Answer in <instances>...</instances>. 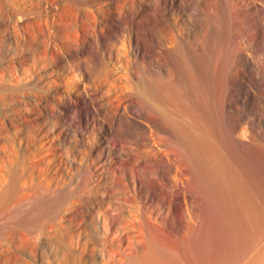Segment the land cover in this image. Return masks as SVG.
<instances>
[{"label":"bare ground","instance_id":"1","mask_svg":"<svg viewBox=\"0 0 264 264\" xmlns=\"http://www.w3.org/2000/svg\"><path fill=\"white\" fill-rule=\"evenodd\" d=\"M0 22V145L31 136L51 175L0 264H40L44 218L66 264H264V0H0Z\"/></svg>","mask_w":264,"mask_h":264},{"label":"rangeland","instance_id":"2","mask_svg":"<svg viewBox=\"0 0 264 264\" xmlns=\"http://www.w3.org/2000/svg\"><path fill=\"white\" fill-rule=\"evenodd\" d=\"M1 23V22H0ZM1 37V36H0ZM25 54H29L27 50L24 52ZM63 70V69H62ZM21 72V71H20ZM20 74V75H19ZM18 79H22L23 74L21 73H16ZM62 90V89H61ZM54 98H52L53 100ZM0 118L4 120V122H7V118L10 117L11 113H9L10 109L8 110V105L5 103L3 99L0 98ZM6 104V105H5ZM7 106V107H6ZM28 116L30 117L33 115L32 113H27ZM4 115V116H3ZM9 115V116H8ZM26 115V114H25ZM33 117V116H32ZM31 117V118H32ZM34 118V117H33ZM48 130L51 129V132H54L53 129L49 126H47ZM11 131L8 134V138L2 140L3 145H0V159L3 160L6 164H9L12 168L13 173L16 175L18 178V183L20 184V187H22V193L13 199H11L6 205L0 208V263H4L6 261H3V255L2 251L3 249H6L9 245V242H7L5 239V234L7 231H19L17 229L19 226L17 225L18 219L26 217V212L21 209L20 210V204L21 201H27L29 199H32L34 195L41 189V188H50L51 187V175L48 170H43L44 167L39 163L41 161V157L35 155L38 146L34 144V141H32L31 136L29 135L26 136L24 133H17L12 127L10 129ZM25 142L28 144V147H25ZM71 146V143L67 145L65 148H60L61 156L63 158V154L65 155V150ZM14 147V148H13ZM34 152V153H32ZM64 152V153H63ZM35 155V156H34ZM67 156V155H66ZM64 157L63 159L66 160L67 157ZM1 162V161H0ZM41 169V171H39ZM82 172L77 171L75 169L71 170H64L63 169V174L68 178L69 176L72 177L73 181H76L81 177ZM70 174V175H69ZM76 179V180H75ZM21 191V189H20ZM89 206V203H88ZM153 210H156L158 205L157 204H152L151 206ZM22 216V217H21ZM45 219V220H44ZM42 223L40 222L41 226L38 229L39 231L35 234V238L38 237L37 242L34 239V242L37 244L34 246L39 263L41 264H66L65 261L63 260L62 262L60 261V257L63 255V252H65V247L62 246L63 243H59L61 245H58L55 239L52 238L53 236L51 234H48L49 232L44 228L46 220L48 218H44ZM45 221V223H44ZM13 224V225H12ZM44 226V227H43ZM9 228V229H8ZM12 230H11V229ZM6 230V231H5ZM47 231V232H46ZM2 232V233H1ZM42 232V234H40ZM44 233V234H43ZM3 234V235H1ZM3 236V237H2ZM3 239V240H2ZM5 240V241H4ZM17 245L18 241L17 239H13ZM4 241V243L2 242ZM2 244V246H1ZM15 244V245H16ZM39 244V245H38ZM4 245V246H3ZM38 245V246H37ZM57 245V246H56ZM59 246V247H58ZM20 248V249H19ZM64 248V251H63ZM14 251V248H13ZM29 249L27 250V247H18L15 248L14 253L21 255L25 259L30 260V252H28ZM63 251V252H62ZM58 252V253H57ZM29 254V255H28ZM58 256H59V262L58 261ZM57 258V259H56ZM42 259V261H41ZM3 262H2V261ZM49 261V262H48ZM195 260H193L194 262ZM12 264H19L17 260L10 261L9 263ZM47 262V263H46Z\"/></svg>","mask_w":264,"mask_h":264}]
</instances>
